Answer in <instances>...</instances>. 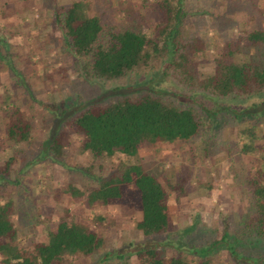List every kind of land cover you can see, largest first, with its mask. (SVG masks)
Returning <instances> with one entry per match:
<instances>
[{
  "label": "trees",
  "instance_id": "1",
  "mask_svg": "<svg viewBox=\"0 0 264 264\" xmlns=\"http://www.w3.org/2000/svg\"><path fill=\"white\" fill-rule=\"evenodd\" d=\"M226 2L231 13L248 3L259 10L254 0ZM209 4L208 0H150L141 8H130L126 16L131 15V23L119 27L104 21L91 0L53 8L54 28L78 74L98 91L99 82L128 78L138 71L149 74L132 90L126 88L129 84L115 85L107 98L101 92L91 98L79 94L59 103L48 93L46 98L37 97L28 79L9 66L20 76L15 85L26 96L0 92V264H63L79 255L96 256L94 264H104L113 258L122 262L131 254L138 264H213L214 256L233 264H264V62L259 57L253 60V54L239 44L261 48L264 20L260 23L251 11L253 26L240 28L244 35L233 36L224 47L225 55L213 56V71L204 76L198 64L209 59L205 51L211 47L210 22L198 34L186 32L184 26L190 16L208 13ZM226 12H218L216 19L225 20ZM201 52L206 55L197 58ZM138 91L143 94H134ZM21 97L30 112L39 106L37 115L47 122L35 151L30 144L36 129L15 102L24 104ZM69 126L79 135V153L99 167L101 157L118 156L115 168L101 178L91 174V167L74 165L66 151ZM190 141L196 143L184 149L174 181L161 179L140 158L141 145ZM255 153L259 158L250 156ZM207 154L215 162L227 160L232 179L247 199L245 208L233 204L238 215L232 225L221 212L219 223L208 227L218 236L200 235L202 230H196L193 221L182 230L187 239L142 244L127 252L108 248L103 253L105 236L67 215H60L53 226L45 224L41 232L38 229L51 213L45 199L55 193V183L39 181L35 167L90 173L96 182L88 191L74 184L61 191L72 203L85 201L89 208L107 206L124 196V187L133 185L140 230L153 236L170 230L166 208L171 191L180 197L206 186L202 178L193 177L189 158ZM31 184L42 189L37 192ZM94 217L98 225L107 220L98 213ZM161 249L174 252L166 257Z\"/></svg>",
  "mask_w": 264,
  "mask_h": 264
},
{
  "label": "rangeland",
  "instance_id": "2",
  "mask_svg": "<svg viewBox=\"0 0 264 264\" xmlns=\"http://www.w3.org/2000/svg\"><path fill=\"white\" fill-rule=\"evenodd\" d=\"M38 1V0H37ZM74 0H40V5L37 4L36 8L31 9L28 13V22H32L30 15L38 14L40 17H47L49 21L46 30L49 31L48 35L51 37L48 39L45 45L46 48L41 51H34L29 54L28 61H26V67L20 70L19 74H22L28 79L31 84L35 95L37 97L46 98L48 94L51 99L56 102H62L68 100L69 97L82 94L83 97L99 94L106 96L112 93V87L115 85H131L129 88L132 90L135 88L137 82L146 79L148 72L138 71L135 72L128 78H123L120 80H114L111 82H99V91L97 86L91 85L86 82L83 77L78 74V69L72 59V57L66 51L64 45L52 22V10L53 8L68 7ZM93 2L94 10L100 12L103 16V20L108 24H112L115 27L121 25H128L131 23V15L126 16V12L130 8H141L147 5L150 0H91ZM254 4L258 11H254V7L251 3L244 6V9L238 10V7L231 13L229 10L228 3L226 0H208L210 8H208V13L204 16H199V14H194L190 16L184 26L186 32H193L198 34L203 31V28L209 23L207 37L210 39V49L205 52L209 59L203 60L198 64L199 72L206 76L213 71L214 62L212 60L213 56L225 55L227 51L224 47L228 42L233 41V36L241 35L244 33L241 30L242 26L244 28H249L253 26V19L251 16V11H254L253 16L255 18L261 19L260 23L264 20V0H254ZM108 6V7H107ZM108 9H107V8ZM227 11L225 13V20H217L218 12ZM230 11V12H229ZM211 13V16L209 15ZM33 16V15H32ZM2 18L3 26H0V37L5 38L9 42H27L28 38H16L13 35L12 30H7L4 34L2 29L6 27V24L13 23L14 17ZM27 22V21H24ZM27 22V23H28ZM256 22V21H255ZM17 27L21 28L20 23ZM42 27V26H41ZM40 27V30H42ZM241 28V29H240ZM216 43V44H212ZM241 49L249 51L253 54L252 59L264 62V44L261 48L258 46H253L252 44L245 46L243 41H240ZM206 55L204 52L200 54L197 53L196 57H202ZM2 68V67H0ZM11 74V73H10ZM6 70H0V92H5L6 90L15 91L16 94H22L26 96L23 88L15 85L16 79L13 78ZM147 74V75H146ZM15 76L16 73H14ZM31 75L35 78H31ZM12 77V78H10ZM18 78V77H17ZM101 86V87H100ZM102 90V91H101ZM106 94V95H105ZM136 95H142L143 91L134 92ZM20 96V95H18ZM108 95L104 98L110 97ZM22 98V97H21ZM22 103L19 99L15 102L21 105V108L25 114V117H29L32 126L36 129L35 135L31 140L30 147L32 150H36L37 144L41 138L42 132L46 129L47 122L41 120L37 115L41 110L39 106H35L33 112H30L28 107L25 106L24 99L22 98ZM46 100V99H45ZM66 139V151L67 158H69L74 165L82 167H91V174L95 176L104 177L115 168L118 163V156L113 158H100L101 166H98V162L93 161L91 157L86 154L79 153L78 142L79 135L75 133L73 128L69 126ZM264 124L262 125V128ZM264 142V141H263ZM196 141L181 142L178 144H160V145H141L140 148V158L143 164L156 175L161 176V179L168 177L171 181L175 180V176L179 172V165L181 162V157L184 149L188 148L187 145L194 144ZM196 156V153L193 154ZM251 157L259 158V153L251 154ZM251 161L250 158L245 157V160ZM189 163L193 165V177L195 180L197 178H202L206 186H200L197 190L191 191L187 195L177 197L174 191L170 192V197L167 200V212L170 215L171 227L168 233L161 235H145L140 230V210L137 208L138 195L134 190L133 185H128L123 188L124 196L120 199H114L107 206H96L93 208L87 207L85 201L80 202V205H76L68 200L70 197L66 193H62V189H66L68 185L74 184L79 188V190L88 191L95 185V178L90 177L89 174H84L78 169H53L51 165L46 166L44 171H41L39 166L34 168L33 173L39 181L45 182L47 180L55 183V193L49 195L45 201L51 206V213L46 216L45 223L38 225L40 232L42 231L45 224L47 226H53L56 219L60 215H67V217L74 218L80 222H84L90 230L97 231L105 236V244L103 247V253L110 249H119L120 251L127 252L136 246L146 245L148 243H155L163 240H175L181 238L182 240L187 239L182 232L188 224L193 221L197 222V229L202 230L200 233L206 235V237H211L213 234L218 236L216 232H211L208 228L211 224L219 223L221 212L227 214L231 220L237 217V210L234 209L240 206L241 208L246 207L247 199L238 189L236 183L232 179V174L229 171V163L227 160L223 159L219 162H215L213 156L205 155L202 158L190 157ZM0 165L1 152H0ZM114 167V168H113ZM95 179V180H94ZM39 184H42V183ZM210 185V186H209ZM31 188H36L40 192L42 185L31 184ZM14 197V195H13ZM3 200V199H2ZM0 200V203H2ZM135 205V207H134ZM232 207V208H231ZM95 213L104 215L107 220L104 221L103 225H98L95 221ZM44 224V225H43ZM106 224V225H105ZM207 227V228H205ZM184 236V237H180ZM200 239H198L199 241ZM161 255L164 254L169 257L173 254L172 249H161ZM96 256H84L79 255L75 259L72 257L66 258L63 264H94L96 261ZM1 260V255H0ZM235 261L228 260L225 257H213V264H233ZM138 264L137 257L135 254H131L129 257L124 259V261H118V259H110L104 264Z\"/></svg>",
  "mask_w": 264,
  "mask_h": 264
},
{
  "label": "crops",
  "instance_id": "3",
  "mask_svg": "<svg viewBox=\"0 0 264 264\" xmlns=\"http://www.w3.org/2000/svg\"><path fill=\"white\" fill-rule=\"evenodd\" d=\"M37 4H41L40 0H0V26H3L2 18L6 16V18L14 17L13 23L6 24V27L2 29V32H6L7 30H12L13 35L16 38L27 39L26 44L22 41L18 42H9L5 40L2 35L0 37V70H6L10 76L13 75V78H17L20 76H15L14 72L11 71V67L17 72H20L21 69L26 67V61H28L29 54L26 52H36L41 51L46 48V42L51 37L49 31L46 30L48 27L47 17L39 16L38 14L30 15L32 22H28V13L31 9L36 8ZM29 10V11H28ZM5 18V19H6ZM27 21V22H24ZM22 26L21 28L17 27L16 24ZM42 26V27H41ZM40 27L42 30H40ZM9 66H11L9 68ZM21 78H26L23 73L20 74ZM10 77V78H12ZM31 78H35V76L31 75Z\"/></svg>",
  "mask_w": 264,
  "mask_h": 264
}]
</instances>
